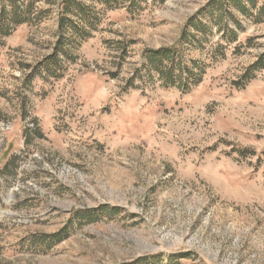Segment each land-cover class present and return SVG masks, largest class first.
Masks as SVG:
<instances>
[{
	"label": "rangeland",
	"instance_id": "obj_1",
	"mask_svg": "<svg viewBox=\"0 0 264 264\" xmlns=\"http://www.w3.org/2000/svg\"><path fill=\"white\" fill-rule=\"evenodd\" d=\"M28 1L0 0V15ZM34 1V22L0 35V264L152 253L264 264V67L247 72L264 53L256 9L139 0L127 12L85 1L98 21L78 42L58 32L61 0ZM170 47L175 84L147 59ZM101 206L118 212L73 218Z\"/></svg>",
	"mask_w": 264,
	"mask_h": 264
},
{
	"label": "trees",
	"instance_id": "obj_2",
	"mask_svg": "<svg viewBox=\"0 0 264 264\" xmlns=\"http://www.w3.org/2000/svg\"><path fill=\"white\" fill-rule=\"evenodd\" d=\"M85 1L92 2L97 5H101L107 9L125 7L127 12H133L140 8L139 0H61L58 3V29L59 33L70 32L72 36L77 38V41H83L90 36V30L95 29L98 17L92 11L91 6L87 5ZM159 3L165 0H157ZM222 2L230 3L231 6L235 7L242 14H248L251 9H256L254 15V20L256 22L264 21V2L260 5L256 4V0H213L210 4L211 7L221 6ZM35 1L29 0L24 6L15 2H11L9 19L4 21L3 14L4 10H1L0 15V35H8L10 33L9 24H24L34 22L37 16H32V7ZM212 10V9H211ZM250 16V15H249ZM73 18L77 19L74 22ZM39 21V20H38ZM233 37H235V32L232 31ZM232 37L230 38V40ZM58 44V43H57ZM174 53V48H166L156 51H149L147 53V59L150 66L159 72L161 77H163L165 83L175 84L180 80V74L173 73V69L169 67L168 61L172 60ZM264 67V53L258 57V59L252 63L247 72L257 71ZM180 71L187 70L186 68H178ZM187 77L190 78L191 75L189 71L186 72ZM248 74V73H247ZM246 75V73H245ZM234 86L236 88H242L243 84L239 81H235ZM118 212V209H108L106 206H101L97 209H83L76 210L73 213V218L76 220L77 224L91 223L99 219V215H114ZM66 228L61 231L48 235L44 238L46 244L50 246L54 242H59L64 239L65 234H62ZM187 255L175 254L170 256L167 261H163L160 254H147L140 256L138 258L122 262L120 264H182V261L188 260Z\"/></svg>",
	"mask_w": 264,
	"mask_h": 264
}]
</instances>
